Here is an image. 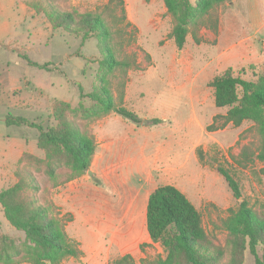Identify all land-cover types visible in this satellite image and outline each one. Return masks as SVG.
Here are the masks:
<instances>
[{"label":"rangeland","instance_id":"obj_1","mask_svg":"<svg viewBox=\"0 0 264 264\" xmlns=\"http://www.w3.org/2000/svg\"><path fill=\"white\" fill-rule=\"evenodd\" d=\"M123 1L131 23L127 29L134 37L124 52L136 54L137 66L124 78L122 106L139 116V123L116 113L89 122L81 119L78 86L88 93L96 83L101 58L96 39L90 37L82 43L80 36L54 28L45 15L49 6L82 12L94 10L107 0H0V163L10 162L14 150L21 147L42 158L43 151L36 145L39 130L27 125H7L5 119L21 116L43 128L50 127L55 124L54 100L68 103V116L90 131L95 140L97 137L128 140L120 146L122 155L138 158L144 149L146 156L155 161L151 182L143 184L134 174L130 178V186L144 187L132 189L129 208L114 213L118 220L115 225L94 205L89 210L85 201L77 203L83 208L81 216L91 219V223L84 226L78 220L72 228L66 222L65 229L70 237L78 234L85 248L93 245L92 236H97L102 250L93 254L91 264H102L105 252L110 256V264L121 252L129 253L133 248L141 253L134 257L138 263L141 258L165 255L162 246L148 244L142 237L146 230L144 198L155 186L173 184L184 192L200 211L205 230L221 241L224 240L221 220L228 215V209H236L241 199L251 206L264 205V163L254 157L260 145L259 135L249 121L239 126L225 124L223 115L227 108L215 107L214 91L209 85L214 76L227 70L247 80L264 73V0L222 2L216 12L218 23L222 20L225 26L223 31L214 35L208 27L210 21L205 19L198 28L200 41L197 43L190 32L182 48H177L169 36L172 19L162 0ZM231 14L237 15L232 19L236 29L228 31ZM27 59L47 63L48 68L31 65ZM121 79L120 72L110 76L116 101ZM82 103L85 107L92 104L88 98L82 99ZM154 118L161 122L152 123ZM17 165L31 169L37 176L44 188L36 194L38 200L49 199L59 209L65 189L57 188L65 183L49 189L43 164L35 158L24 157ZM218 166L238 183L239 200L233 197ZM93 181L99 184L94 176ZM87 190L92 196H100L102 191L106 196L113 195L114 200L118 196L112 189ZM59 212L64 220L71 217L69 212L60 209ZM1 235L17 244L24 240V233L6 221L0 206ZM258 252L261 254L259 248ZM243 264H255L248 250Z\"/></svg>","mask_w":264,"mask_h":264},{"label":"trees","instance_id":"obj_2","mask_svg":"<svg viewBox=\"0 0 264 264\" xmlns=\"http://www.w3.org/2000/svg\"><path fill=\"white\" fill-rule=\"evenodd\" d=\"M162 1L172 19L169 36L177 48L183 47L190 32H193L197 43L200 41L198 28L204 25L205 19L210 21L208 27L217 35L216 7L226 0ZM45 15L54 28L80 36L82 43L90 37L96 39L101 54L95 74L96 83L88 93L78 86L81 119L89 122L116 113L139 123L140 117L122 106L124 78L129 70L137 66L136 54L124 52L125 46L134 41L133 34L127 29L131 23L124 1L107 0L94 10L82 12L49 6ZM27 62L48 68L47 63L38 64L29 59ZM116 72L122 76L117 101L110 83V76ZM209 85L214 91L215 107L227 108L223 115L225 124L239 126L244 121L253 124L260 138L254 157L264 163V73L256 79L247 80L227 70L214 76ZM84 98L91 101L89 107L83 105ZM69 109L68 103L54 100L52 117L55 124L47 128L21 116H8L5 119L7 125H27L39 130L36 145L43 151L42 158L24 152L18 163L23 162L24 157L35 158L42 163V172L50 182L49 189L84 174L90 167L95 151V137L68 116ZM151 121L154 124L161 122L158 118ZM217 170L233 197L239 200L241 191L236 180L221 166ZM64 172L66 176L63 177ZM14 176L15 182L0 190V206L6 221L24 233V240L17 244L12 238L1 235L0 264H60L70 257H81L83 252L79 242L70 237L65 229L71 217L64 220L49 199L43 202L38 200L36 194L44 188L40 187L33 171L17 165ZM145 227L151 242L162 246L165 255L141 258L138 263L130 253H125L110 264H243L247 250L255 264H264V205L251 206L241 199L236 209H228V215L221 220L224 231V240L221 241L205 230L200 211L184 192L173 184H162L148 195Z\"/></svg>","mask_w":264,"mask_h":264},{"label":"crops","instance_id":"obj_3","mask_svg":"<svg viewBox=\"0 0 264 264\" xmlns=\"http://www.w3.org/2000/svg\"><path fill=\"white\" fill-rule=\"evenodd\" d=\"M236 16V14L230 15V23L227 28L228 31H233L234 29H236L235 23L232 21L233 17ZM7 25L8 23L5 21L4 26L6 27ZM224 27L225 26L222 23V20H220V22L218 23V31L222 32ZM127 141L128 140L115 139L113 137H97L95 151L88 170H90L91 174L97 180H99L98 185L95 184V182L93 181V176H90L91 174L88 173L87 170L86 174H82L79 177L69 180L65 183L64 186H58L57 189H65L63 191V201L58 203L60 207L59 209L63 212H69L71 214V220L68 221V225H71L72 228L77 226L74 223H76V221L78 220L80 225L84 226L91 223V219H88L86 217L83 218V216H81L84 214H82L83 208H79V206H77V203H79V201H85L89 210L92 209L94 205L95 210L99 209L100 214L102 216H106V218H109V222L111 223V225H115L118 220L115 218L114 213H117L118 210L123 211L124 209L129 208V204L132 201L133 195L132 189H143L142 187H144V185L130 186L129 180L131 177H133L132 175L134 174L138 179L143 180V184H148L149 182H151L155 161H153V158L151 156H146L147 154L144 152V149L141 150V156H139L138 158H130L128 156L122 155L120 152V146L126 144ZM143 145H145V140L143 142ZM21 149L22 147L14 150L15 153L13 157H10V162L5 165L0 163V186L7 185L8 187L15 182L14 170L17 167V162L19 161L21 155L24 152L32 153ZM1 155L2 153L0 144V158ZM41 156H43V154ZM156 187L157 186L153 187L152 190ZM87 189H112V192L117 193L118 196L114 200L113 195L106 196L103 191L101 192L100 196H98V194L92 196L91 194H89ZM118 189H120L119 192ZM150 192H148L144 198L146 202ZM86 212L89 213L88 210H86ZM122 220L123 219H121V222ZM77 235L78 234L73 233L71 234V237L80 242L79 245L83 254L78 259H80L81 261L77 260V258L70 257L66 262L63 261V264H91L93 254H97L102 250L101 246H99V243L97 242V236H92L90 234V236H92L93 238V245L90 244L89 246H87V248H85L82 245L81 237ZM142 237L144 242L148 244H152L155 246L159 245L158 243L151 242L146 230L142 232ZM126 252L127 251L121 252L119 255L125 254ZM128 252L135 258L141 255L140 251H137L136 248H133ZM109 260L110 256L105 252V257L102 264H108Z\"/></svg>","mask_w":264,"mask_h":264},{"label":"water","instance_id":"obj_4","mask_svg":"<svg viewBox=\"0 0 264 264\" xmlns=\"http://www.w3.org/2000/svg\"><path fill=\"white\" fill-rule=\"evenodd\" d=\"M88 173H90V174H91V171H90V170H88Z\"/></svg>","mask_w":264,"mask_h":264}]
</instances>
